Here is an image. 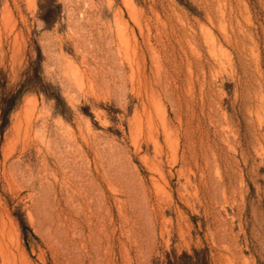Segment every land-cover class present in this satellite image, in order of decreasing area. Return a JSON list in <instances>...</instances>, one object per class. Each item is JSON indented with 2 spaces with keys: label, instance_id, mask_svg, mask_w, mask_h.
I'll return each instance as SVG.
<instances>
[{
  "label": "rangeland",
  "instance_id": "rangeland-1",
  "mask_svg": "<svg viewBox=\"0 0 264 264\" xmlns=\"http://www.w3.org/2000/svg\"><path fill=\"white\" fill-rule=\"evenodd\" d=\"M0 264H264V0H0Z\"/></svg>",
  "mask_w": 264,
  "mask_h": 264
}]
</instances>
